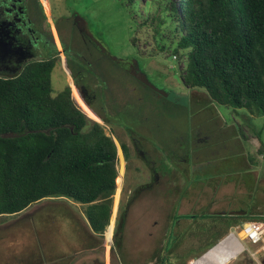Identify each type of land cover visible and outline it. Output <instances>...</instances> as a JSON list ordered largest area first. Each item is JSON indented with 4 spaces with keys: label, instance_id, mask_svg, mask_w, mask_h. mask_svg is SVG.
Listing matches in <instances>:
<instances>
[{
    "label": "trees",
    "instance_id": "trees-1",
    "mask_svg": "<svg viewBox=\"0 0 264 264\" xmlns=\"http://www.w3.org/2000/svg\"><path fill=\"white\" fill-rule=\"evenodd\" d=\"M120 1L144 18L140 26L159 50L180 56L188 89L264 116V0ZM53 69L38 62L21 75L0 76V217L68 199L85 207L91 229L104 236L120 183L118 148L69 89L55 92ZM124 231L120 222L114 259L122 254Z\"/></svg>",
    "mask_w": 264,
    "mask_h": 264
},
{
    "label": "rangeland",
    "instance_id": "rangeland-1",
    "mask_svg": "<svg viewBox=\"0 0 264 264\" xmlns=\"http://www.w3.org/2000/svg\"><path fill=\"white\" fill-rule=\"evenodd\" d=\"M47 1L63 45L72 33L78 34L79 27L77 28L73 23V18L75 21L79 19L91 33L97 36L100 43L114 58L133 57L148 74L150 81L168 93V97L157 96L148 89H141L140 84L130 78V82L141 89L137 90L140 98L139 96L134 98L136 102L130 107V111L127 113L122 111L120 116H127L130 120L135 116L136 110L137 115L146 114L150 117L146 126L148 125V134L152 142H154L155 135L161 133H166L167 138L171 139L175 134L172 132L178 130L184 136V143H186L184 145L188 146L192 145L194 136L200 132H206L209 136L206 147L210 150L208 156L206 155L208 164L205 158L202 163L208 165L209 174L197 175L198 172H194V176L197 175L202 179L208 177L210 181L218 184L231 183L232 189L241 199L238 204L241 214L252 216L256 208L264 211V116L254 115L247 109H234L219 105L211 101L205 91L194 93L188 89L180 75V70L184 68V63L179 62L180 56L177 55L175 59L167 51L159 50L151 35L146 34L145 28L140 26L144 18H141L139 14L134 17L130 9L122 5L120 0ZM45 4H47L46 0ZM46 10L49 12L47 7ZM46 18L48 19L49 15ZM48 26L45 23L44 29L47 30ZM135 36L139 39L137 44L132 42ZM110 65L117 67L112 62ZM59 73L60 68L57 67L53 73V85L57 93L64 90V86L57 81V78L60 80ZM18 74L19 71L1 76L13 77ZM74 95L88 118L97 120L96 115L87 108L77 92ZM195 97L200 101L198 102ZM139 99L141 100L138 102ZM214 114L215 119L212 118ZM208 115L211 118L210 121H208ZM106 128L109 133L118 134L114 130L113 122L109 123ZM194 148L188 149L192 160L200 149L195 146ZM120 161L122 162L121 158ZM198 167L204 169L203 166ZM119 181V184L116 181L117 190L114 195L112 225L110 224L105 235L101 237L105 243L106 253L105 256L101 252L98 254V259L100 261L105 259L106 264H110V259L113 257L110 254L111 246L114 245L116 228L113 222L123 188L122 177ZM149 208L148 205L147 209ZM82 212L81 207L70 206L68 202L56 199L37 203L17 215L0 217V264L11 253L14 255L19 253V263L36 264L42 263L43 259H49L51 257L49 248L53 245L62 248L63 243L67 240L69 242V237L65 233V219L69 213L74 219L79 216L76 221L79 222ZM78 225L71 223V227ZM233 231L224 239L235 235L243 244L244 250L227 264H264V243L251 244L245 237H240L242 232L239 229H233ZM55 239L60 246L54 244ZM58 253L61 254V250ZM253 253H256V258L252 255ZM61 257L63 258V255ZM112 264H118V260L112 258Z\"/></svg>",
    "mask_w": 264,
    "mask_h": 264
},
{
    "label": "flooded vegetation",
    "instance_id": "flooded-vegetation-1",
    "mask_svg": "<svg viewBox=\"0 0 264 264\" xmlns=\"http://www.w3.org/2000/svg\"><path fill=\"white\" fill-rule=\"evenodd\" d=\"M46 2L0 0V76L18 71L21 75L27 66L38 62L53 63V73L60 68L59 84L70 90L76 106L85 114L76 101L74 94L77 92L98 119L88 118L85 114L86 117L101 125L114 139L118 152L121 150L122 162L118 153V173L123 172V188L117 209L118 224L126 223L129 215L149 210L151 206L155 209L164 206L161 203H165L167 196L175 199L179 194L184 163L191 157L188 149L200 148L190 163L204 168L208 166L202 163L203 158L206 162L210 150L206 147L208 134L195 133L192 145L188 146L184 145V136L178 130L172 132L175 134L171 139L161 133L155 135L152 142L146 126L150 117L137 115L136 110L130 120L127 116H120V112L130 111L136 102L134 98H140L139 90L148 89L157 96L168 97L162 93H167L166 90L154 84L155 90L140 80L139 76L144 75L150 81L140 63L133 57L114 58L79 19L75 21L73 18V23L81 30L78 28V34L72 33L63 45ZM48 15L50 18L47 19ZM45 23L49 25L47 30L44 29ZM111 62L117 67H111ZM130 78L136 80L141 89L130 82ZM195 99L200 101L197 97ZM213 116L215 119V114ZM210 119L208 115V121ZM112 122L117 135L109 133L106 128ZM18 254H9L1 264L19 263Z\"/></svg>",
    "mask_w": 264,
    "mask_h": 264
},
{
    "label": "crops",
    "instance_id": "crops-1",
    "mask_svg": "<svg viewBox=\"0 0 264 264\" xmlns=\"http://www.w3.org/2000/svg\"><path fill=\"white\" fill-rule=\"evenodd\" d=\"M118 153L122 160L120 149ZM191 157H188L184 163L183 176L178 187L179 194L175 199L167 196L165 203H161L164 206L156 209L151 206L149 210L129 215L126 223L121 222L125 231L122 254L115 255L118 264H194L205 257L216 245L218 246L221 241L220 244L229 242L232 259L241 254L238 247L241 246L244 249V246L235 235L224 238L233 233V229L238 230L249 221L264 219V211L256 208L252 216L241 214V210L237 211L241 199L232 189V184H218L210 181L208 177L198 178L197 175L200 174L208 175L209 170L207 167L199 169L198 166L201 165L190 163ZM194 172L198 174L194 176ZM120 176L123 186L121 172L119 178ZM53 200L56 199H50V201ZM60 200L68 202L70 206L81 207L83 214L79 222H76L79 216L74 219L69 213L65 219V233L69 237V242L67 240L63 243L62 248L53 245L49 248L51 257L43 259L42 263H36V261L35 263L106 264L105 259L102 261L98 259L100 252L104 254L103 256L106 253L105 243L101 238L103 236L91 229L85 215V207L68 199L60 198ZM244 217L248 219H242ZM116 221L117 213L113 222L114 228ZM72 222L79 225L71 227ZM72 233L74 235L71 236ZM54 244L60 246L56 239ZM113 248L114 245L110 249L111 256ZM59 250L61 254L58 253ZM112 258L110 264H112Z\"/></svg>",
    "mask_w": 264,
    "mask_h": 264
},
{
    "label": "bare ground",
    "instance_id": "bare-ground-1",
    "mask_svg": "<svg viewBox=\"0 0 264 264\" xmlns=\"http://www.w3.org/2000/svg\"><path fill=\"white\" fill-rule=\"evenodd\" d=\"M240 237L244 238L245 234L242 232L240 234ZM219 244H218L217 247H215L214 249L210 250L205 255L204 258L200 259L195 264H227L229 261H231L232 260V258L230 257L231 246H230L229 242L227 241V242H224L223 244H220V245ZM238 250L242 253V251L244 249L241 246H239Z\"/></svg>",
    "mask_w": 264,
    "mask_h": 264
},
{
    "label": "built area",
    "instance_id": "built-area-1",
    "mask_svg": "<svg viewBox=\"0 0 264 264\" xmlns=\"http://www.w3.org/2000/svg\"><path fill=\"white\" fill-rule=\"evenodd\" d=\"M177 59V56H174ZM245 234V239L251 244L258 245L264 243V222L259 220H252L239 229ZM256 258V253L252 254Z\"/></svg>",
    "mask_w": 264,
    "mask_h": 264
},
{
    "label": "water",
    "instance_id": "water-1",
    "mask_svg": "<svg viewBox=\"0 0 264 264\" xmlns=\"http://www.w3.org/2000/svg\"><path fill=\"white\" fill-rule=\"evenodd\" d=\"M139 78H140V80H142L143 82H145L147 85H149L150 87H152L153 89H155V90H157V88H156V86L153 84V83H151L148 79H147V77L146 76H139ZM162 93L163 94H165L166 96H168V94L167 93H165L164 91H162ZM217 246V245H216ZM215 246V247H216ZM214 247V248H215ZM213 248V249H214ZM204 258V257H203Z\"/></svg>",
    "mask_w": 264,
    "mask_h": 264
}]
</instances>
